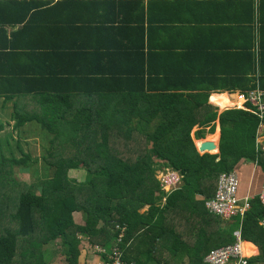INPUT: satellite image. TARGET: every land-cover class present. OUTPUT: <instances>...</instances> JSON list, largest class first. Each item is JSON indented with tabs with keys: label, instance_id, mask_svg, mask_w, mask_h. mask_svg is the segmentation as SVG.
<instances>
[{
	"label": "trees",
	"instance_id": "16d2710c",
	"mask_svg": "<svg viewBox=\"0 0 264 264\" xmlns=\"http://www.w3.org/2000/svg\"><path fill=\"white\" fill-rule=\"evenodd\" d=\"M5 34L0 26V37ZM5 49L8 46H0L1 59L20 56L15 46ZM256 49L252 53L247 45L243 51L251 57L245 70L250 66L253 72L260 70V79H239L224 88L229 93L246 95L258 89L264 98L260 64L264 46ZM28 50L21 52L30 58ZM115 61L107 77L96 80L83 74L87 87L68 89L62 81L49 86V95H42L39 86L41 79L47 81L43 72L13 69L8 73L0 68V99L14 102L10 113L14 128L19 131L36 123L53 135L43 156L44 169L51 175L40 192L14 177L15 167L39 174L37 167L31 170L39 158L26 153L20 141L21 157L9 148L10 156L0 150V264H55L57 259L47 249L55 241L62 249V264H79L81 241L108 248L119 235L117 226L126 228L121 251L130 263L177 264L180 258L175 255L183 252L189 264H204L211 250L234 244V233L239 231L242 241L260 251L249 264H264V206L259 199L252 200L243 220H232L230 227L205 208L206 201L215 197L221 174L249 163L264 175V144L256 143L264 137V118L237 109L218 115L205 104L208 93L192 101L190 93L162 92L160 83L169 75L187 89L183 78L195 73L174 74L170 69L163 73L149 66L146 75L144 59L139 61L134 52H121ZM217 119L220 153L201 155L192 132L198 126L195 136L203 140L207 128L213 133ZM3 129L0 122V134ZM9 136L6 147L11 144ZM165 169L179 172L183 185L161 206L157 173ZM72 170H83L84 180L70 179ZM146 206L149 210L142 214ZM167 222L170 225L165 226ZM179 227H189L183 236L193 243L183 239ZM178 243L182 251L176 250ZM164 251L173 259L164 260Z\"/></svg>",
	"mask_w": 264,
	"mask_h": 264
},
{
	"label": "crops",
	"instance_id": "0c3cea01",
	"mask_svg": "<svg viewBox=\"0 0 264 264\" xmlns=\"http://www.w3.org/2000/svg\"><path fill=\"white\" fill-rule=\"evenodd\" d=\"M0 20L6 32L0 37V46H8L7 51L15 46L20 51V56L12 55L9 60L0 58V68L7 69L8 73L13 69L43 72L48 77L47 81L40 80L42 95L51 94L49 86L62 81L68 89L87 87L90 84L83 80V74L96 80L107 77L124 51L134 52L139 61L144 59L146 75L149 66L163 73L169 69L174 74L195 73L183 78L187 89H183L179 79L170 80L169 75L165 83H160L162 92L190 93L192 98L208 93L205 104L218 115L241 106H237L241 103L238 96L243 93H229L224 88L232 87L242 78L256 81L261 77L260 70L253 72L252 66L249 71L245 70L251 57L243 51L247 45L252 53L259 44L264 46V0H0ZM39 48L47 51L41 52ZM23 49H33L35 52L28 50V53L38 54L35 57L31 54L29 58L22 54ZM261 63L264 71V56L260 57ZM44 88L48 91H42ZM13 103L0 99V112L13 107ZM194 130L200 129L197 126ZM206 130L209 132L210 127ZM195 133L192 139L196 146L200 140ZM206 136H215L204 142L216 143L218 152L210 155H218V119L213 133ZM263 138H258L257 144H264ZM241 173L246 179L240 185V199H258L264 175L249 163L240 165ZM257 173L262 177L260 181H255ZM165 203L162 197L161 206ZM148 210L146 206L141 213L146 214ZM231 221L223 222L230 227ZM188 229L179 227L177 232L183 236ZM185 237L186 242L193 243L189 236ZM242 242L246 257H259L260 251L255 245ZM179 248L178 243L176 250L182 251ZM80 256L79 264H96L100 260L86 239L81 241ZM173 257L164 251V260ZM175 257L180 258L175 263L189 264L183 252Z\"/></svg>",
	"mask_w": 264,
	"mask_h": 264
},
{
	"label": "built area",
	"instance_id": "2783aa9c",
	"mask_svg": "<svg viewBox=\"0 0 264 264\" xmlns=\"http://www.w3.org/2000/svg\"><path fill=\"white\" fill-rule=\"evenodd\" d=\"M240 107L234 109L248 111L257 116L259 120L264 118V98L263 94L256 89L246 95H239ZM247 105L249 106L247 109ZM257 143V140H256ZM262 150L263 147H262ZM159 182L163 201L166 202L167 196L179 190L183 185V176L174 170L165 169L158 172ZM258 199L264 206V181L260 187ZM240 179L237 172L223 173L219 176L215 197L205 203L206 210L214 217L223 221H231L237 217H244L251 208L252 199L241 200L239 197ZM119 231L111 246L108 249L100 246H92L94 253L98 254L100 260L96 264H135L127 262L121 251V245L125 238L126 228L116 227ZM234 244L211 250L204 258V264H249L250 259L245 256L243 242L240 233L235 235Z\"/></svg>",
	"mask_w": 264,
	"mask_h": 264
},
{
	"label": "rangeland",
	"instance_id": "374dc122",
	"mask_svg": "<svg viewBox=\"0 0 264 264\" xmlns=\"http://www.w3.org/2000/svg\"><path fill=\"white\" fill-rule=\"evenodd\" d=\"M32 105L35 107L34 103H32ZM239 105H241V103H237V106ZM233 106H235V103L233 104ZM12 108V106H9L7 109H5L4 112H0V122L4 124V129L0 134V150L3 149L1 152H3L7 156H10L11 153L9 152V150H7V148H9L16 157H21L22 154L17 149V142L20 141V146L26 153H29L33 158H39L38 163L36 165L35 163H33L34 165L32 164L31 167L32 171L35 169V167H37L39 170V174H35L27 170L23 171L19 167H15L14 177L20 182L28 183L34 190L40 192L41 184H43L44 180L48 179L51 175L49 171L44 169L45 162L43 161V156L47 154L46 151L51 146L50 141H48L47 139L53 138V135H48L47 132L43 131L40 126H37L36 123L26 124L21 129H19V131L16 130L14 128L15 120L12 119L10 115V113L12 112ZM41 131L43 133V137L40 135ZM195 132L196 130H193L192 136ZM205 133L208 134L209 132H207L206 130ZM7 135H10L8 137V140L11 143L8 147H6ZM206 137L207 138H204L203 140L197 141L196 144L199 145L201 141L204 142L205 140H212L215 136ZM235 172H237L239 176L240 185L242 181H244L245 184L246 177L243 173L240 174V167H238L237 171ZM84 174L85 173L81 170H72L69 172V178L80 182L82 181V179H84ZM261 179V175L257 173V175L255 176V181H260ZM180 229L184 230V228L182 227H180ZM47 249L49 250V253L52 254L54 261L57 259V262L55 264H62V249L60 248L58 243L56 241L53 242L52 245H50ZM79 260H82L81 256Z\"/></svg>",
	"mask_w": 264,
	"mask_h": 264
},
{
	"label": "water",
	"instance_id": "95a60500",
	"mask_svg": "<svg viewBox=\"0 0 264 264\" xmlns=\"http://www.w3.org/2000/svg\"><path fill=\"white\" fill-rule=\"evenodd\" d=\"M207 141V140H205ZM197 150L201 154H211V152L215 151L218 152L217 144H212L209 142H202L199 145L196 144Z\"/></svg>",
	"mask_w": 264,
	"mask_h": 264
}]
</instances>
